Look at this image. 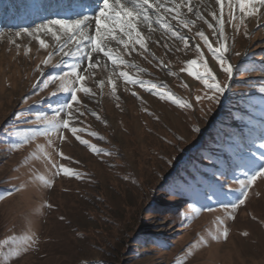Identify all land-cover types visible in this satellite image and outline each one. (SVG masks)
I'll list each match as a JSON object with an SVG mask.
<instances>
[{
	"label": "rangeland",
	"instance_id": "1",
	"mask_svg": "<svg viewBox=\"0 0 264 264\" xmlns=\"http://www.w3.org/2000/svg\"><path fill=\"white\" fill-rule=\"evenodd\" d=\"M40 1L0 0V264H264V177L248 189L243 205L230 207L241 195L237 180L246 178L250 162L264 152V93L259 91L264 87V18L225 24L226 56L237 66L230 80L195 35L204 31L216 46L211 29L191 14L195 26L178 27L189 37L188 49L147 28L151 55L139 46L125 54L113 42L114 54L128 66L113 72L116 66L102 58L85 82L95 95L77 93L85 114L77 112L70 126L88 142L82 145L67 129L64 140L55 132L37 134L46 127L41 118L51 119V110L65 98L53 77L66 70L62 61L72 62L61 53L43 63L58 47L50 35L40 34L48 48L27 34L15 37L22 28L65 12L68 2L48 0L44 13ZM193 5L214 23L205 6L219 13L215 0H193ZM229 19L225 7L224 20ZM191 60L201 72L206 63L219 86L229 85L216 94L218 103L207 98L213 93L199 80L181 71ZM120 71L159 85L152 91L171 93L190 107L126 84ZM25 137L29 142L13 150ZM46 156L80 178L55 175ZM224 230L226 239L220 235Z\"/></svg>",
	"mask_w": 264,
	"mask_h": 264
},
{
	"label": "snow or ice",
	"instance_id": "2",
	"mask_svg": "<svg viewBox=\"0 0 264 264\" xmlns=\"http://www.w3.org/2000/svg\"><path fill=\"white\" fill-rule=\"evenodd\" d=\"M215 5L218 6L219 13L211 6H205L207 14L215 22L210 23L202 14L200 8L193 5V0H68L67 4L63 5L66 10L64 17L47 18L43 22L35 24L32 28H22L20 31H17L15 37L19 38L22 34H27L33 37L41 48H48L50 46L45 39L41 38V33L50 35L52 40L57 43L58 47L56 51L49 52L43 61L45 65L50 62L54 55L61 53L64 57H70L72 60L71 63L67 62V60L62 61L66 70L53 77L54 81H60L58 92L63 93L65 98L59 99L56 108L51 110V119L47 117L41 118L46 122V127L43 132H39L38 130L37 134L49 135L55 132L60 140H64L63 130L67 129L76 136L82 145H88L86 140L81 139L77 135L78 129L75 126H70V120L74 121L77 118V112H79L80 116L85 114L83 111H80V107H83V105L81 100L78 99L77 93H83L86 97L95 95V92L86 86L85 82L94 76L95 70L102 64V58H106V61L116 66L113 72L117 71L121 65L128 66L121 56L114 54L118 49L110 45L115 42L116 45L122 46L123 52L128 55L136 52L137 46H139L145 53L151 55L145 43L146 39H150L151 37L150 35L146 37L143 32V29L147 28L149 34L160 31L162 35L181 41L183 48L188 49L189 37L178 30V27L191 30L195 26V20L190 19L188 14L193 15L196 20L203 21L211 29L216 46H213V43L209 41L204 31H197L195 35L208 47L209 53L230 80L233 73L237 71V66H233L226 56L229 48L226 46L225 24H231L238 20L239 25H245L246 17L259 16L264 18V0H215ZM225 7L230 17L228 21L224 20ZM184 8L187 9V13L182 10ZM67 13H70V15ZM237 13L241 15L238 16ZM57 15L59 16V14ZM171 21H175L176 24L173 25ZM260 27L262 25L258 20L257 28ZM245 36H250L246 26ZM12 42L11 40L9 41V43ZM16 47L19 48L20 45L16 44ZM163 47L167 49L169 45L165 43ZM180 50V48L176 49V51ZM196 52L200 53L199 45H196ZM27 54L28 50L25 49V55ZM236 55L239 56L241 54L236 53ZM153 59H155L154 56ZM200 59L203 60L202 54L200 55ZM196 64V60L187 61L186 68H182L181 71L187 70L188 75L199 80L205 88L213 93V95L207 98L218 103L219 96L216 94H223L229 85L219 86L216 74L207 67L206 63L203 72L196 68ZM56 66L58 65H53V67ZM104 66L107 68V63ZM131 67L135 68L136 65L133 64ZM140 71H143V69H140ZM168 74L172 76L176 75L171 71ZM119 77H123L125 83L128 85L143 87L146 91L157 95L161 101L167 99L178 107H190V105L185 104L171 93L152 91V89L159 88V85L132 79L123 71L119 72ZM96 83L97 87L102 88L105 82L100 80ZM107 83L112 86L113 95H116L114 81L110 79ZM259 91L264 93V87H261ZM53 95H56V93H53ZM132 95L136 96L137 94L133 92ZM137 99H140V97L137 96ZM200 99L201 97H196L197 101ZM96 118L100 119L99 116ZM192 131L199 133L200 129L199 127H194ZM91 135L96 136V133H91ZM29 139V137H25L24 140L14 143L12 145L13 150L22 147L25 143L29 142ZM58 155L62 154L58 153ZM45 158L49 160L52 168L56 170L55 175L62 173L65 176L80 178L79 173L63 165L57 167L56 163L51 161L50 156H46ZM64 158L68 159V157ZM245 176V179L237 180L241 189V195L235 202L230 204L233 211L245 203L248 189L257 178L264 177V152H261L259 157L254 158L250 162L249 171L246 172ZM39 179L45 186H52L51 180L44 179V177H39ZM163 187L161 185V188ZM19 190L21 189H16V191ZM166 194L174 195L171 192ZM47 206L50 207V205ZM162 206L167 207L163 203ZM224 207L228 208L229 204H225ZM229 218L233 217L229 216ZM220 235L226 239L228 235L227 230H224ZM243 235H247V233H243ZM219 238V236L213 237V239Z\"/></svg>",
	"mask_w": 264,
	"mask_h": 264
},
{
	"label": "bare ground",
	"instance_id": "3",
	"mask_svg": "<svg viewBox=\"0 0 264 264\" xmlns=\"http://www.w3.org/2000/svg\"><path fill=\"white\" fill-rule=\"evenodd\" d=\"M41 2V4H42V6H44V8H45V11H44V13L48 10V5H47V2H48V0H41L40 1ZM44 2V3H43ZM67 14H69L70 15V13H67ZM66 15V11L65 12H63V13H61L59 16H47V18L48 17H50V18H62V17H64ZM44 17V16H43ZM47 18H45V19H47ZM44 20V19H43ZM43 22V21H42ZM215 23V22H214ZM42 35H47V34H44V33H41ZM63 55V54H62ZM103 60L105 61L106 60V58H103Z\"/></svg>",
	"mask_w": 264,
	"mask_h": 264
}]
</instances>
